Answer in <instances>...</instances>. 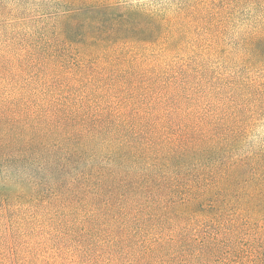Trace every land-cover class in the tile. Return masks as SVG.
Here are the masks:
<instances>
[{
  "label": "trees",
  "instance_id": "trees-1",
  "mask_svg": "<svg viewBox=\"0 0 264 264\" xmlns=\"http://www.w3.org/2000/svg\"><path fill=\"white\" fill-rule=\"evenodd\" d=\"M6 1L0 264H264V0Z\"/></svg>",
  "mask_w": 264,
  "mask_h": 264
},
{
  "label": "rangeland",
  "instance_id": "rangeland-1",
  "mask_svg": "<svg viewBox=\"0 0 264 264\" xmlns=\"http://www.w3.org/2000/svg\"><path fill=\"white\" fill-rule=\"evenodd\" d=\"M14 0H7L6 3H13ZM113 2L126 3L133 6H144L151 8L161 13L172 14L177 11L178 6L182 0H110ZM40 0H21V4L27 13H35L39 6ZM19 4V3H18ZM254 7L252 5H246L241 8L245 12V17H248L249 13L253 12ZM244 14V13H243ZM249 140L251 144L264 145V117L260 119L257 126L250 134Z\"/></svg>",
  "mask_w": 264,
  "mask_h": 264
}]
</instances>
